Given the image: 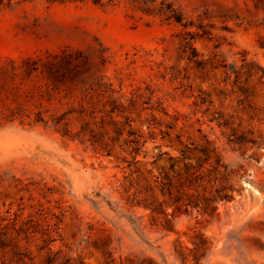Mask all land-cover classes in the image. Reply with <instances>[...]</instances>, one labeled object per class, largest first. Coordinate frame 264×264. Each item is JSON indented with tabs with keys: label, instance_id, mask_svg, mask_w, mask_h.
Returning a JSON list of instances; mask_svg holds the SVG:
<instances>
[{
	"label": "rangeland",
	"instance_id": "rangeland-1",
	"mask_svg": "<svg viewBox=\"0 0 264 264\" xmlns=\"http://www.w3.org/2000/svg\"><path fill=\"white\" fill-rule=\"evenodd\" d=\"M0 264H264V0L1 8Z\"/></svg>",
	"mask_w": 264,
	"mask_h": 264
},
{
	"label": "trees",
	"instance_id": "trees-1",
	"mask_svg": "<svg viewBox=\"0 0 264 264\" xmlns=\"http://www.w3.org/2000/svg\"><path fill=\"white\" fill-rule=\"evenodd\" d=\"M31 1H33V0H18L16 2H14V0H0V9L6 8V7L12 8L15 5L25 3V2H31ZM44 1H47V2H59V1L65 2V1H71V0H44ZM110 1L112 2L115 0H110ZM133 1L135 2L137 0H133ZM141 1L144 4H149V3L155 2L156 0H141ZM162 4H164V2ZM161 12L165 14L167 20H174L177 24H180L183 26L185 25V24H183L182 14H180L176 10L172 9V7L167 8V10L162 9ZM196 181H197L196 177L188 176L186 178V180L184 182H181L180 185H178V186L188 187V189H191L190 187L194 186ZM169 185H170V187H169L170 189L172 187L177 186V185H174L173 183H169ZM162 186H165V184L162 183ZM184 196L186 197L185 201H187V202H186L185 206L187 208L190 207L193 209L203 210L204 214H207L209 211L215 212L218 210L217 207L213 205L214 203H218L221 201H228V200L232 199V197L226 192V188L217 189V194L213 198H206V197L200 198L198 196L189 194L187 192L184 194ZM182 199H183L182 196H180V197L178 196L176 199V202H179Z\"/></svg>",
	"mask_w": 264,
	"mask_h": 264
}]
</instances>
